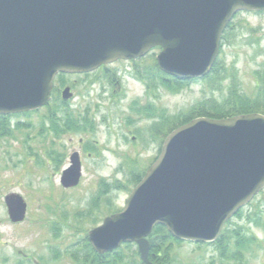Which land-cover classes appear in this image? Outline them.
Masks as SVG:
<instances>
[{
    "label": "water",
    "instance_id": "1",
    "mask_svg": "<svg viewBox=\"0 0 264 264\" xmlns=\"http://www.w3.org/2000/svg\"><path fill=\"white\" fill-rule=\"evenodd\" d=\"M241 11H264V0H0V114L44 107L60 73L92 72L155 48L163 72L205 77ZM72 96L65 87L63 99ZM81 177L75 152L61 182L74 187ZM263 190L264 114L197 117L168 134L124 208L92 228L89 241L101 254L135 243L141 261L156 264L149 242L156 225L210 243ZM4 201L13 222L25 220L21 194Z\"/></svg>",
    "mask_w": 264,
    "mask_h": 264
},
{
    "label": "rangeland",
    "instance_id": "2",
    "mask_svg": "<svg viewBox=\"0 0 264 264\" xmlns=\"http://www.w3.org/2000/svg\"><path fill=\"white\" fill-rule=\"evenodd\" d=\"M233 22L231 42L219 56L239 71L242 87L250 93L255 87L253 72L264 60V12L241 11ZM158 52L153 50L131 63L116 61L90 76L67 74L63 87L56 78L59 103L53 104L54 109L58 116L71 111L77 131L52 132L47 106L13 118L11 135L0 136V264H75L66 255L53 257V249L63 252L84 231L78 232L90 230L113 210H121L130 194L115 190L109 197L112 208L108 196L95 205L92 200L98 196L99 183L125 181L135 167L138 171L150 167L160 153L162 132L167 131L158 126L161 115L177 116L202 101L220 100L218 84L207 80L176 90L160 84L149 86L147 80H141L137 70L150 71ZM109 71L118 72L115 76H120L121 88L113 86ZM228 83L227 79L222 87L226 89ZM65 86L72 88L74 98L64 105L61 92ZM149 106V112H139ZM17 121L28 126L17 128ZM83 137L97 145L89 143L82 152L79 185L65 190L60 182L62 171L69 165L70 155L81 150ZM10 192L21 194L28 204L27 217L21 223L9 219L4 197ZM248 217H258L259 224L248 222ZM231 220L246 236L257 237L245 251L243 263L221 260L213 246L184 241L174 245L175 264H264V190L244 208L241 217L235 215ZM124 251L131 254L132 250Z\"/></svg>",
    "mask_w": 264,
    "mask_h": 264
},
{
    "label": "trees",
    "instance_id": "3",
    "mask_svg": "<svg viewBox=\"0 0 264 264\" xmlns=\"http://www.w3.org/2000/svg\"><path fill=\"white\" fill-rule=\"evenodd\" d=\"M264 11H258V13H263ZM237 15V14H236ZM234 16V18L236 17ZM235 23L233 20L228 25L226 31L224 32L222 43H221V54H224V45L230 44L231 37L229 35V31L235 28ZM156 49V48H155ZM154 49V50H155ZM150 71L141 72L137 70V76L141 80H147L148 85L153 83L152 85H164L169 88L179 89L184 86H188L191 83H195L198 81H209L212 84H218L217 91L221 93L220 100H216L213 97V103H208V101H202L197 105H194L187 112L183 114H179L177 116H164L161 115L159 118L161 120L158 125L161 127H166L167 131L162 132L163 136L161 139V148L164 140L174 129L180 127L181 125L190 122L191 120L197 117H211V118H229L242 114L249 113H262L264 114V60L259 64L258 68L254 70V80L255 87L253 91L247 93L241 83V79L239 78V71L235 69V67L227 66L225 60L219 56L216 60L214 66L211 71L203 78L196 79H183L179 77H175L163 72L156 61L150 66ZM67 74L61 73L57 76L60 79V85L63 87L65 85V80L63 79ZM229 80L226 89L222 87L223 82ZM62 80V81H61ZM154 87V86H153ZM55 94L52 93V100L46 105L48 107L49 119H50V130L52 132H72L77 131V127L74 125V118L71 111L62 112V116L57 115V110L54 109L53 104L59 103V87L54 89ZM63 100V99H62ZM69 100H63L62 103L65 105ZM61 104V102H60ZM150 111V106L146 109H139V112ZM32 112V111H30ZM29 112V113H30ZM150 115V114H149ZM13 115H0V136H9L12 133V120ZM17 128L28 126L27 124H23L20 121L16 122ZM82 130V129H80ZM43 131V130H42ZM46 131V130H45ZM158 133V132H157ZM160 154V153H159ZM158 156L156 157V159ZM155 159V160H156ZM154 160V161H155ZM147 171V170H146ZM146 171H138V167H135L129 173L130 176L125 181L115 180L113 183L102 180L99 183V191L98 196L96 195L92 203L95 205L99 202V199L106 198L108 196L111 197V193L115 190L118 191H127L131 192V190L142 180ZM108 207L112 208L111 199L109 198ZM92 207L94 206L91 204ZM245 208V207H244ZM244 208L239 210L236 216L241 217L244 211ZM118 211V210H116ZM112 211V212H116ZM257 215V214H255ZM248 222H254L255 224H259V218L248 217ZM84 236L82 237V254L79 253L78 248H80L79 244H75L69 248V252L72 256L78 257L79 255L84 256V261L86 264H144L139 258L140 253L135 243H126L123 244L119 249L114 250L112 252H107L105 254L97 253L88 239V230H83ZM257 241V237L246 236L242 232L241 227L238 225H232V220H229L224 226L220 237L210 243H197L198 246L210 245L213 246L217 251L221 260H231L237 259L241 263L244 262L245 251L248 250L249 246L252 243ZM80 242V243H81ZM150 242V259L156 264H175L176 259L173 254V249L175 243H182L183 240H179L175 238L164 225H156L149 236ZM136 247L135 251L133 248ZM81 249V248H80ZM124 249L132 250L131 254H127ZM75 250L79 253H75ZM60 256L64 254H59ZM131 255L130 257H128ZM209 264H215L212 261ZM223 264V263H221Z\"/></svg>",
    "mask_w": 264,
    "mask_h": 264
},
{
    "label": "flooded vegetation",
    "instance_id": "4",
    "mask_svg": "<svg viewBox=\"0 0 264 264\" xmlns=\"http://www.w3.org/2000/svg\"><path fill=\"white\" fill-rule=\"evenodd\" d=\"M136 59H129V60H118V61H122V62H134ZM108 65H110V64H108ZM108 65H103V66H101V67H99L98 69H96V70H94V71H92V72H88V73H80V74H83V75H86V76H90V75H92V74H97V72H99L100 70H104L105 68H108ZM107 71V70H106ZM109 73H113L112 74V78H113V80H114V84H113V86L115 85V86H117V87H119V88H121L122 87V80H121V78H120V76H118V77H116L115 76V74H118V72L116 71V72H113V71H109ZM119 75V74H118ZM97 78L98 77H100V76H98V75H95ZM99 79V78H98ZM66 87V86H65ZM64 87V88H65ZM71 88V87H70ZM63 91V90H62ZM71 91H72V88H71ZM73 93V92H72ZM61 97H62V92H61ZM74 98V93H73V96L70 98V100L71 99H73ZM63 99V98H62ZM24 113H26V112H24ZM10 115H13L11 118H15V116L17 115V114H10ZM84 134H87V133H84ZM84 138L85 137H83L82 139H81V142H80V149L81 150H78V151H74L73 153H75V152H77L78 154H79V158H80V162H81V167H82V169H83V162H82V158H81V156H82V152H84L85 150H87L88 148H89V143H92L91 145L92 146H96L97 144L95 143V141H93V142H90V140H84ZM72 153V154H73ZM72 154L70 155V157H69V165L67 166V167H69L70 166V164H71V156H72ZM63 163H65V160L63 161ZM66 167V168H67ZM66 168H64V169H66ZM64 171V170H63ZM63 171H62V173H63ZM83 176V175H82ZM81 179H82V177H81ZM81 179H80V181H81ZM62 181V174H61V177H60V182ZM80 183V182H79ZM61 185H62V187H63V189H65V190H73V188H75V187H77L78 185H76V186H74V187H65L63 184H62V182H61ZM10 193H12V192H10ZM10 193H8V194H10ZM7 194V195H8ZM5 197H6V195H5ZM4 197V198H5ZM102 199V198H101ZM100 200V199H99ZM6 204V203H5ZM6 207H7V205H6ZM7 210H8V208H7ZM8 216H9V214H8ZM9 219H10V221L12 222V223H21V222H13L12 220H11V218H10V216H9ZM23 222V221H22ZM89 231V230H88ZM81 232H83V230L82 231H80V232H78V233H81ZM81 235V237L80 238H78V239H76L74 242H72L71 243V245L70 246H67V248L63 251L64 252V255H62V256H68L69 258H71L74 262H76L75 264H86V262L84 261V256L83 255H79L78 257H76V256H72L71 254H70V252H69V248H71L72 246L74 247V245L77 243V244H79L80 245V248H78V251H79V253H81L82 254V252H83V249H82V245H84L81 241H82V237L84 236L83 235V233L82 234H80ZM81 242V243H80ZM52 250V249H51ZM53 257H55L56 259H60V253L61 254H63V252H62V250L61 249H59V248H54L53 249ZM75 253H78L76 250H75ZM78 253V254H79Z\"/></svg>",
    "mask_w": 264,
    "mask_h": 264
}]
</instances>
